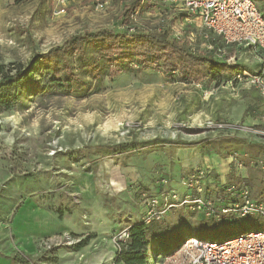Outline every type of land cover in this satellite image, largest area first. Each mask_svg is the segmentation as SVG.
I'll list each match as a JSON object with an SVG mask.
<instances>
[{
	"label": "rangeland",
	"instance_id": "obj_1",
	"mask_svg": "<svg viewBox=\"0 0 264 264\" xmlns=\"http://www.w3.org/2000/svg\"><path fill=\"white\" fill-rule=\"evenodd\" d=\"M254 1L264 15V0ZM125 6L134 7L124 16ZM186 16L154 0H0L1 256L124 264L119 243L144 223L147 255L173 245L152 264H179L190 235L223 240L264 229V216L230 225L223 219L235 221L236 213L203 207L206 200L242 202L220 183L264 206V92L233 80L239 70L175 61L165 72L163 58L139 64L125 42L111 55L97 43L67 57L80 81L73 90L2 81L87 30L161 31L208 55L213 35ZM225 51L241 70L257 68L246 47ZM110 57L121 66L116 74ZM140 257L136 264H148Z\"/></svg>",
	"mask_w": 264,
	"mask_h": 264
},
{
	"label": "built area",
	"instance_id": "obj_2",
	"mask_svg": "<svg viewBox=\"0 0 264 264\" xmlns=\"http://www.w3.org/2000/svg\"><path fill=\"white\" fill-rule=\"evenodd\" d=\"M53 1L62 4L67 0ZM154 1L178 5L187 19L198 20L213 35V41L207 47L217 59L235 65L234 61L229 62L231 56L225 59V49L230 45L246 47L256 60L257 68H244L236 73L233 80L244 78L264 92V15L254 0ZM202 171L198 170V173L202 174ZM223 190L239 194L242 202L230 204L206 200L203 207L208 213L220 216L227 212L236 213L235 221L223 219L230 225L245 220L250 214L264 216L262 202L251 200L244 189H237L234 183H230L225 184ZM189 238L180 248L179 264H264V229L251 228L223 240Z\"/></svg>",
	"mask_w": 264,
	"mask_h": 264
},
{
	"label": "trees",
	"instance_id": "obj_3",
	"mask_svg": "<svg viewBox=\"0 0 264 264\" xmlns=\"http://www.w3.org/2000/svg\"><path fill=\"white\" fill-rule=\"evenodd\" d=\"M134 6H125L122 14L125 16L128 10ZM106 46L104 47V42ZM125 42L129 48L130 53L135 56L136 61L141 64L146 58H149L151 62H158V59L163 58V69L165 72L174 70V62L178 61L181 64L188 62L190 64H203L208 66L212 70L222 72H234L240 71L242 67L240 65H229L227 62L214 58L212 53L204 55L203 53L192 52L186 49L184 45L178 39L172 38L165 32L161 31H131L128 34L123 32H115L112 29H99L97 31H85L82 34H76L70 36L62 44L51 47L47 52L34 55L31 60L25 66H19L17 70L9 76L3 78L4 82H21L22 80H28L29 83L36 84L38 90L43 89V83L54 84L58 87H62L65 90H73L74 87L80 83L77 79V75L74 71V65L67 61V57L76 52L77 48H82L87 44L102 43L100 50L104 49L107 55L112 53L121 54V43ZM104 47V48H103ZM117 59L110 57L108 59V70L111 74L118 73L121 68ZM32 73H36L42 79H38ZM42 80V81H38ZM43 82V83H41ZM41 83V84H40ZM121 146V145H120ZM123 146V145H122ZM220 183L219 187L222 189L224 185ZM145 224L140 223L132 225L129 228V235L125 242L119 243L117 260L124 264H131L137 262L140 256L143 255L144 260L148 261V264H152L154 256L156 254L169 253L173 250V245H167L163 247L158 253L152 257L147 255L145 250ZM251 229V228H250ZM193 235L188 236L192 237ZM186 238V239H187ZM126 247V248H125ZM168 249H171L168 251ZM13 261L19 264H29L30 260L23 256H15Z\"/></svg>",
	"mask_w": 264,
	"mask_h": 264
},
{
	"label": "crops",
	"instance_id": "obj_4",
	"mask_svg": "<svg viewBox=\"0 0 264 264\" xmlns=\"http://www.w3.org/2000/svg\"><path fill=\"white\" fill-rule=\"evenodd\" d=\"M256 3V2H255ZM257 6H258V4H257ZM259 7V6H258ZM260 9V8H259ZM24 242V241H23ZM15 256H17V255H15ZM23 257H25V258H27L26 256H23ZM14 258V257H13ZM28 259V258H27ZM29 260V259H28ZM0 264H19V263H17V262H15V261H13V259L12 258H8V257H5V256H1L0 255ZM30 264V263H29Z\"/></svg>",
	"mask_w": 264,
	"mask_h": 264
},
{
	"label": "bare ground",
	"instance_id": "obj_5",
	"mask_svg": "<svg viewBox=\"0 0 264 264\" xmlns=\"http://www.w3.org/2000/svg\"><path fill=\"white\" fill-rule=\"evenodd\" d=\"M190 238H191V237H190ZM190 238H189V239H190Z\"/></svg>",
	"mask_w": 264,
	"mask_h": 264
}]
</instances>
